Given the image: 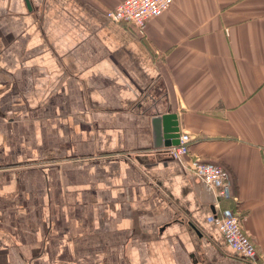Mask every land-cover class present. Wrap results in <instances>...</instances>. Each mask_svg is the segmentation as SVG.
<instances>
[{
	"label": "crops",
	"instance_id": "obj_1",
	"mask_svg": "<svg viewBox=\"0 0 264 264\" xmlns=\"http://www.w3.org/2000/svg\"><path fill=\"white\" fill-rule=\"evenodd\" d=\"M123 1L0 0V264H264V0H173L143 35L105 16ZM156 112L188 154L153 148Z\"/></svg>",
	"mask_w": 264,
	"mask_h": 264
},
{
	"label": "built area",
	"instance_id": "obj_2",
	"mask_svg": "<svg viewBox=\"0 0 264 264\" xmlns=\"http://www.w3.org/2000/svg\"><path fill=\"white\" fill-rule=\"evenodd\" d=\"M173 0H124L114 8L107 9L105 16L117 24H126L134 28L140 35L145 32L147 22L162 14L169 8ZM190 136L181 133L176 146L163 149L172 160H177L189 153ZM192 172L204 184L215 190L217 196L229 197V182L225 169L217 164L205 162L195 157L192 162ZM228 245L243 259L253 260L257 255V248L251 237L243 228V217L231 209H223L211 216Z\"/></svg>",
	"mask_w": 264,
	"mask_h": 264
},
{
	"label": "water",
	"instance_id": "obj_3",
	"mask_svg": "<svg viewBox=\"0 0 264 264\" xmlns=\"http://www.w3.org/2000/svg\"><path fill=\"white\" fill-rule=\"evenodd\" d=\"M153 148L161 150L163 159L172 160V157L164 152L171 146L179 143V126L177 125L176 115L171 113L156 112L151 117Z\"/></svg>",
	"mask_w": 264,
	"mask_h": 264
}]
</instances>
